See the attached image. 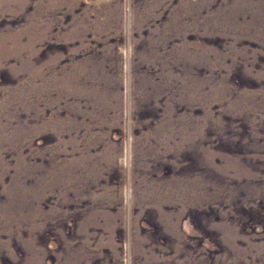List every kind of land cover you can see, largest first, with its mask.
<instances>
[{
	"label": "rangeland",
	"instance_id": "obj_1",
	"mask_svg": "<svg viewBox=\"0 0 264 264\" xmlns=\"http://www.w3.org/2000/svg\"><path fill=\"white\" fill-rule=\"evenodd\" d=\"M0 264H264V0H0Z\"/></svg>",
	"mask_w": 264,
	"mask_h": 264
}]
</instances>
